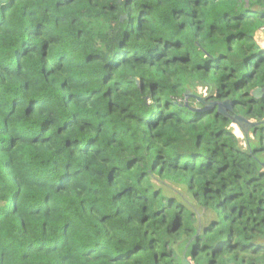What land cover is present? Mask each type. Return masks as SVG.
<instances>
[{"label": "clouds", "instance_id": "9594fccd", "mask_svg": "<svg viewBox=\"0 0 264 264\" xmlns=\"http://www.w3.org/2000/svg\"><path fill=\"white\" fill-rule=\"evenodd\" d=\"M0 264H264V0H0Z\"/></svg>", "mask_w": 264, "mask_h": 264}]
</instances>
